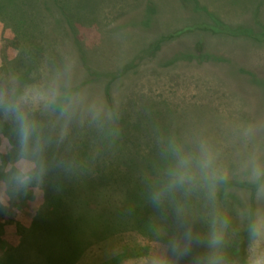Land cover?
Listing matches in <instances>:
<instances>
[{"label":"rangeland","instance_id":"rangeland-1","mask_svg":"<svg viewBox=\"0 0 264 264\" xmlns=\"http://www.w3.org/2000/svg\"><path fill=\"white\" fill-rule=\"evenodd\" d=\"M197 4L203 13L187 16L183 8L189 4L181 0H63L79 39L77 48L61 16L57 26L43 20L34 29L42 11L36 0H0V81L31 70L32 82L59 78L73 86L85 83L80 92L85 103L58 150L71 160L70 171L13 206L15 210L0 208V264H109L122 254L116 264H147L170 215L146 211L127 191L148 181L141 179V168L167 165L163 155L173 142L191 149L207 140L219 149L229 178L247 185L235 189L232 206H221L230 217V241L264 207L245 172L252 154L264 160V40L222 32L255 21L264 25V0ZM148 7L157 10L153 22L145 17ZM215 22H220L221 33L198 29L199 23ZM184 26L189 34L170 37L160 55L141 59L140 52L154 37L149 32L168 37ZM200 40L221 63L169 64L170 54L183 53ZM107 82L110 106L128 128L122 131L128 144L108 142L98 132L94 136L111 109ZM105 145L102 166L110 180L99 184L97 154ZM212 210L206 200L201 209L205 221ZM245 257L246 252L237 259L240 264Z\"/></svg>","mask_w":264,"mask_h":264},{"label":"clouds","instance_id":"clouds-1","mask_svg":"<svg viewBox=\"0 0 264 264\" xmlns=\"http://www.w3.org/2000/svg\"><path fill=\"white\" fill-rule=\"evenodd\" d=\"M84 103L68 80L0 81V208L15 210L70 171V162L58 150ZM168 152L171 163L149 199L158 210L171 206V216L166 217L169 226L157 234L160 246L147 264H240L227 251L230 220L215 208L220 186L229 178L219 149L202 139L191 149L173 142ZM245 172L256 199L264 202V160L252 154ZM199 191L213 208L206 230L190 209L191 197ZM247 231L243 264H264V207L250 215Z\"/></svg>","mask_w":264,"mask_h":264},{"label":"trees","instance_id":"trees-1","mask_svg":"<svg viewBox=\"0 0 264 264\" xmlns=\"http://www.w3.org/2000/svg\"><path fill=\"white\" fill-rule=\"evenodd\" d=\"M36 1L40 4V6H41L40 9L42 11H40V12L38 11V13L40 14V18L37 19L36 24L34 26V29L36 27H41V23L43 20H46V21L48 20L50 23H52V24L54 23L53 24L54 26H57L60 23L58 17L61 16L68 23L69 30H68L67 34L72 40V43H71L72 46L74 47V45H75L78 48L79 39L77 38L75 27L70 22V17L67 16L65 13V8L63 6V0H36ZM181 2H183L184 4H189V5H191V4L198 5L197 4L198 0H181ZM189 5L183 8V11H184L185 15H187V16H194L196 13L202 11V8L199 5L195 6V7H193L192 5H191V7H189ZM148 8H149L148 11H149L150 15L145 16V17L146 18L148 17L151 20V22H153L154 18H155L154 13L156 14L157 10H155L154 8H151V7H148ZM146 12H147V10H146ZM202 13H203V11H202ZM152 16L154 18H152ZM219 24H220V22H215L209 26H204L203 23H199L200 26L198 27V29L200 31L215 35V34L221 33L222 28ZM254 28L258 29L257 33H254ZM149 29L150 28H148L146 31L147 32L150 31ZM222 30H223L222 31L223 33H225L229 36L243 35V36L255 38L257 40H264V25L260 24L258 21H255L252 24H249V25L247 24L245 26H241L238 28H235V26H233V27L228 26ZM175 31L172 33L171 36H168V37H167V35L159 33L158 31L149 32L154 37L152 38V40L150 39L147 42L145 47L140 52L141 59H142V57L145 58V57H154V56L160 55L162 53L161 50H162L164 43L166 41H168L170 37H171L170 39H172V38L184 35V34H189V32H190L189 26H184L183 28H180L176 32ZM182 52L183 53H180V51H177L173 54H170L168 56L169 58L167 59V61H169V64L170 65H176L177 63H180V62H187V61L192 62V61H197V60L203 61V62L204 61L209 62L212 65L222 62L221 57H217V56L211 54V52L209 53L205 49V46H204V43L202 40L198 41L195 45L193 44L189 49L182 51ZM82 62H83L84 67H87L85 56H83ZM93 75L94 74H92V76ZM95 77L97 78L98 76H95ZM16 78H18L22 82H32L31 70H27L26 72L19 74L18 76H16ZM107 84H108V82L106 83V86H105V96H107L106 102L110 106V103H111V101H109L110 86H108ZM84 86H85L84 82H81L79 85H76V86L71 85L72 90L77 92V93H80ZM104 99H105V97H104ZM110 108L111 109H110L109 114H108V121H107L106 125H104L101 129L96 130L94 136L96 135V132H98L100 137H102V138L105 137L106 140H108V142L115 140L117 142L128 144L127 139L123 133L127 126L125 124H123V122L120 125V121L118 120V116L112 110V106H110ZM126 129H128V128H126ZM107 153H108V146L105 145V150L103 149L99 154H97V159H98L97 163L98 164L96 166V173L98 175H97L96 180H97V182H99V184H101L103 182H107L110 180V178L107 175H105L107 172L105 171V169L102 166V164L105 160V154H107ZM114 153H115L116 157L119 155L116 152H114ZM163 156H164V160L168 161L167 165L160 166L158 169H154V168H150V167L149 168L148 167L141 168V175H140L141 179H146L148 181L146 183H144V185L141 188L139 187L140 189H137V190H135L136 189L135 184L131 185V187H129L127 193L129 195L134 194L133 200H135L141 208L144 207L146 209V211H149V209L153 208L157 212L156 215L160 214V215H168V216L170 215L171 216V206H167L165 210H158L151 204L150 199H149V194H150L151 190L153 189V187L155 185H157L159 183L163 173L169 167L171 160H172L170 154H165ZM67 161H71V160H67ZM112 171H113L112 174L116 175V173H117L118 176L122 175L121 171L119 173L117 170H115V171L112 170ZM99 184H98V187H99ZM246 187H247V185H244V184H235V178H233V177L228 178V180L225 181L220 186V189L217 193L215 208L218 207V211L221 210L220 212L221 213L223 212V214L226 215V213L224 212V210L221 206H232V204L234 203L233 200H235V194H234L235 189L236 190H244ZM206 200L207 199H205V193L203 191H199V192L194 193L191 197V200H190V209H191L192 213L201 220V226L204 230H206L207 224H206L205 220L202 218L201 209H203V205H204ZM226 216L228 218H230L228 215H226ZM166 225L169 226L168 223H166ZM247 227H248V224H246L244 227H239L236 229L235 233H233L234 239H231L229 246L227 248L229 256L234 260H237L240 257H243V255L246 252V246H248ZM231 235H232V233L229 234V236H231ZM124 257H125V255L122 254V255L118 256L115 260H113V262H111L109 264H116L121 259H123Z\"/></svg>","mask_w":264,"mask_h":264}]
</instances>
